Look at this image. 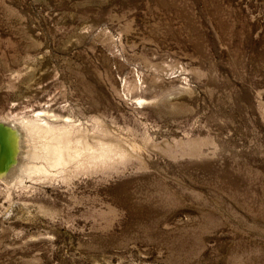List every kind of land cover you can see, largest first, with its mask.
Wrapping results in <instances>:
<instances>
[{
	"label": "rangeland",
	"instance_id": "1",
	"mask_svg": "<svg viewBox=\"0 0 264 264\" xmlns=\"http://www.w3.org/2000/svg\"><path fill=\"white\" fill-rule=\"evenodd\" d=\"M3 124L0 264H264V0H0Z\"/></svg>",
	"mask_w": 264,
	"mask_h": 264
},
{
	"label": "bare ground",
	"instance_id": "2",
	"mask_svg": "<svg viewBox=\"0 0 264 264\" xmlns=\"http://www.w3.org/2000/svg\"><path fill=\"white\" fill-rule=\"evenodd\" d=\"M14 125L15 124H13V126ZM1 126L3 127V129L0 128V179H2L3 181L5 180L4 182H9L11 180L15 181L18 179L16 174L18 173V171H19L18 169L20 168V166H19L20 164H18L20 162L19 161V157H20L19 152L20 151L18 149V146H19L18 142L19 141L16 140V138H17L16 127H13L12 125H8V124H3ZM17 139H19V138H17ZM9 148L12 151H14L13 162L11 161V163L8 162L9 157H10L9 150H8ZM82 154H83L82 152L76 153L77 156H83ZM96 157L97 156H95L94 158H96ZM89 159H92V157H90ZM15 162H16V164H15ZM63 163H64V159L59 162V164H63ZM10 183H12V181Z\"/></svg>",
	"mask_w": 264,
	"mask_h": 264
},
{
	"label": "water",
	"instance_id": "3",
	"mask_svg": "<svg viewBox=\"0 0 264 264\" xmlns=\"http://www.w3.org/2000/svg\"><path fill=\"white\" fill-rule=\"evenodd\" d=\"M0 128H2L3 129V127L2 126H0ZM9 150V154H10V157H9V160H8V162H10L11 163V161L13 162V157H14V151H12L10 148L8 149ZM8 165V164H7Z\"/></svg>",
	"mask_w": 264,
	"mask_h": 264
}]
</instances>
